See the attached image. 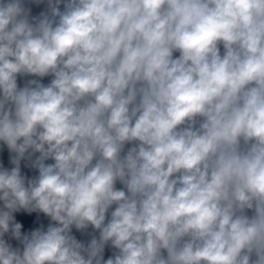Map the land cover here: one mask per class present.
<instances>
[{
  "label": "clouds",
  "instance_id": "clouds-1",
  "mask_svg": "<svg viewBox=\"0 0 264 264\" xmlns=\"http://www.w3.org/2000/svg\"><path fill=\"white\" fill-rule=\"evenodd\" d=\"M0 264H264V0H0Z\"/></svg>",
  "mask_w": 264,
  "mask_h": 264
}]
</instances>
